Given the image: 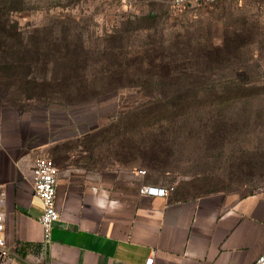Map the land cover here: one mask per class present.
<instances>
[{
  "label": "rangeland",
  "instance_id": "rangeland-1",
  "mask_svg": "<svg viewBox=\"0 0 264 264\" xmlns=\"http://www.w3.org/2000/svg\"><path fill=\"white\" fill-rule=\"evenodd\" d=\"M171 1L0 0V4L18 9L11 17L26 42L21 46L20 40L13 38L8 42L11 50L0 53V112L47 118L52 127L62 128L61 136L72 135L69 116H86L77 107L87 104L67 103L73 94L65 92L60 83L47 82L51 78H81L83 72L70 70L80 65L88 67L87 76H98L94 69L117 64V50L127 47L133 54L148 44L172 48L179 42L182 47L192 46L194 52L228 45L230 68L220 66L214 74H198L208 81V87L180 90V94L204 97L212 92L214 82L218 94L236 97L215 127L192 124V129L167 139L122 133L115 128L128 118L122 114L133 113L145 98L137 89H120L96 99H103V104L92 109L99 129L60 143L44 156L59 170L80 161L86 168L137 173L144 186L181 188L189 194L263 192L264 0L194 3L180 8L173 7ZM105 36L108 39L104 40ZM65 39L78 57H70L72 62H56L53 73V60ZM92 110L82 112L92 119ZM40 257V249H33L29 255L19 254L17 262L43 264Z\"/></svg>",
  "mask_w": 264,
  "mask_h": 264
},
{
  "label": "crops",
  "instance_id": "crops-1",
  "mask_svg": "<svg viewBox=\"0 0 264 264\" xmlns=\"http://www.w3.org/2000/svg\"><path fill=\"white\" fill-rule=\"evenodd\" d=\"M103 99L77 107L61 136L47 118L0 112V187L6 200L3 233L12 251L40 249L43 264H252L264 253V191L253 194H189L167 197L142 192L137 173L86 168L75 162L59 170L56 205L60 220L44 249L42 203L33 188L34 161L51 148L100 128ZM93 109L94 118H87ZM92 124V125H91ZM57 165V164H56ZM160 187L157 185H149Z\"/></svg>",
  "mask_w": 264,
  "mask_h": 264
},
{
  "label": "trees",
  "instance_id": "trees-1",
  "mask_svg": "<svg viewBox=\"0 0 264 264\" xmlns=\"http://www.w3.org/2000/svg\"><path fill=\"white\" fill-rule=\"evenodd\" d=\"M17 10L9 3L5 6L0 4V53L11 50L8 48V42L13 38L19 39L21 46L26 43L22 30L11 17V13ZM52 39L59 40V38ZM106 39L108 36H105L104 40ZM65 41L60 54L53 60V73L56 62L68 60L72 62L70 57H78L79 53L76 52L74 55L75 50H71V42H68V39L63 42ZM178 43L172 48L148 44L147 47L133 54L127 47L125 50H117L116 54L120 57L117 64L103 65L99 69L92 67L99 74L98 76H87L85 69L87 70L88 67L80 65L70 70L83 72L81 78L67 76L60 81L51 78L47 82L55 81L63 85V90L74 96L66 102L75 105L89 104L101 96L112 95L120 89H137L145 98L144 102L133 113L129 111L123 113L122 115H127L128 118L120 126L115 127L125 134H149L167 139L170 135L178 137L186 129H192V124H194L192 126L206 124L215 127L217 122L223 119L224 111L232 108L236 97L218 94L214 82L212 92L204 97L180 94V90L208 87V81L197 75L214 74L220 66L230 68L232 51L226 45L221 49H200L194 52L192 46L182 47ZM46 69L49 71V65ZM175 90L178 93L172 95L171 91ZM245 96L247 99L249 94Z\"/></svg>",
  "mask_w": 264,
  "mask_h": 264
},
{
  "label": "built area",
  "instance_id": "built-area-1",
  "mask_svg": "<svg viewBox=\"0 0 264 264\" xmlns=\"http://www.w3.org/2000/svg\"><path fill=\"white\" fill-rule=\"evenodd\" d=\"M223 1H242V0H172L173 7H186L194 3L216 5ZM144 174V172H142ZM33 188L36 196L42 203V214L39 218V223L43 233L44 249L49 247L55 224L60 220V212L57 209V189L59 182V168L56 163L45 156H39L34 161L33 169ZM142 192L153 196L167 197L173 192V188L143 187ZM6 200V192L0 187V209L4 206ZM5 231L4 214L0 212V263H5L11 260L12 251L3 233ZM154 259H148L146 264H153ZM252 264H264V253Z\"/></svg>",
  "mask_w": 264,
  "mask_h": 264
}]
</instances>
